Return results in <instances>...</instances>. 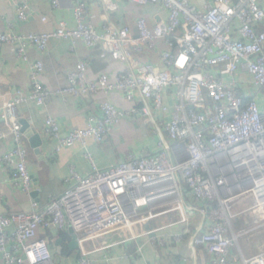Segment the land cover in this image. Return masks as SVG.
I'll use <instances>...</instances> for the list:
<instances>
[{
	"label": "built area",
	"instance_id": "obj_1",
	"mask_svg": "<svg viewBox=\"0 0 264 264\" xmlns=\"http://www.w3.org/2000/svg\"><path fill=\"white\" fill-rule=\"evenodd\" d=\"M46 1L51 11L60 6V0ZM129 1L140 8L160 6L166 18L152 27L138 18L132 32L107 16L101 21L88 18L84 1L72 0L73 27L59 20L47 33L0 29V48H13L15 58L29 71L30 92L16 90L0 104V122L9 127L8 133L0 132V140L10 138L13 144L0 156V164L12 167L9 182L25 196L32 197L34 188L16 115L23 104H46L66 95L81 99L117 93L127 102L141 104L138 113L157 148L156 154L130 155L125 162L99 169L89 143H102L132 113L104 101L98 105L100 116L91 114L85 127L64 136L54 119L47 117L43 131L55 140V153L78 145L91 171L82 176L70 167L61 196L42 208L31 198L29 212L0 215V264H54L47 240L37 236L39 229L48 228L71 230L82 252L78 264H94L82 248L85 242L114 233L122 242L141 238L139 225L154 216L150 202L172 195L182 227L173 239L180 242L189 234L191 250L203 247L209 264H231V249L238 242L232 230L238 202L245 199V212L256 216L253 228L264 224V98L260 96L264 94V0ZM31 2L19 0L18 21L32 16ZM100 2L106 12L114 11L113 0ZM47 20L40 18L43 23ZM52 39L69 42L71 50L79 43L87 49L99 47L126 68L90 81L88 63L78 60L67 86L49 90L42 83V60L31 61L26 49L43 54ZM159 41L165 49L159 52L158 63H138L136 57L157 51ZM168 92L175 100L172 105L165 101ZM156 112L168 113L169 121H160ZM185 189L190 204L185 202ZM195 216L206 221L191 233ZM164 243L158 241L159 246ZM241 260L264 264V249ZM104 264H112L111 259L105 258Z\"/></svg>",
	"mask_w": 264,
	"mask_h": 264
},
{
	"label": "crops",
	"instance_id": "obj_2",
	"mask_svg": "<svg viewBox=\"0 0 264 264\" xmlns=\"http://www.w3.org/2000/svg\"><path fill=\"white\" fill-rule=\"evenodd\" d=\"M83 1L86 4L88 18L101 21L103 16H107L116 26H127L132 32L136 31L135 22L138 18H144L150 27L166 18V12L157 5L140 8L129 0H113L114 11L106 12L100 0ZM18 2L19 0H0V29L3 32L47 33L56 28L59 20H64L69 27L74 25L72 0H60L59 8L54 11H51L46 0H32L30 3L32 16L25 22L16 18L15 10ZM42 16L48 18L47 22L40 21ZM164 49L165 46L159 41L157 51L138 56L136 60L138 63H158L159 52ZM26 51L31 61L38 58L42 60L44 64L42 83L53 91L67 86V77L78 60L88 63L87 79L90 81L95 80L99 74L112 77L126 68L124 63L113 60L99 47L87 49L79 43L75 50H71L70 43L64 40L52 39L43 54H39L31 47ZM19 89L25 94L30 92L28 67L15 58L13 48L3 46L0 48V104L9 101ZM260 96L264 98V94ZM104 101L113 104L119 110L131 112L132 116L123 120L102 143H89L88 150L97 168L105 169L125 162L130 155L140 156L143 152L157 153L156 139L145 130L146 122L138 113V102H127L120 94L100 93L94 97L81 99L66 95L54 97L46 104L39 102L23 104L16 110L19 122H26L41 138L39 155L35 153L29 140L25 137L23 139L27 167L33 178L34 195L27 197L19 188L11 184L8 174L12 167H4L0 164V215L29 212L31 198L42 208L54 198L61 196L67 186L65 180L69 175L70 167H74L82 176L90 173V165L84 159V150L80 146L75 145L55 153L56 142L44 134V122L47 117L53 118L60 127L61 135H67L73 130L85 127L87 118L91 114L100 116L98 105ZM165 101L167 105L175 102L172 92L167 93ZM155 115L165 123L170 119L168 113L156 112ZM8 130L7 124L0 122V132L8 133ZM12 148L10 138L0 140V156ZM171 159L174 161L173 153ZM184 194L185 202L190 204L186 190ZM176 205L174 195L153 199L149 210L154 216L139 225L140 233L144 234L139 239L122 242L120 234L114 233L105 238L85 242L82 248L94 264H104L105 258H110L112 264H209L210 256L203 247H197L194 252L191 250L189 234L183 236L180 242L173 239L182 232V227L178 224L179 213L174 210ZM246 209L245 199L238 202L234 206L237 215L235 219L251 214L245 212ZM203 221L206 220L195 216L189 227L190 232L196 231ZM233 232L235 233L234 230ZM37 236L47 240L54 264H78L82 252L78 244L74 250L69 248L71 236L68 230L39 229ZM161 239L165 240L163 246L158 245ZM260 245L264 246V242ZM242 257L244 258V255L237 242L231 249V264H242Z\"/></svg>",
	"mask_w": 264,
	"mask_h": 264
},
{
	"label": "rangeland",
	"instance_id": "obj_3",
	"mask_svg": "<svg viewBox=\"0 0 264 264\" xmlns=\"http://www.w3.org/2000/svg\"><path fill=\"white\" fill-rule=\"evenodd\" d=\"M262 94V93H260ZM264 224L255 227L247 232L238 234V245L243 252L244 258L257 255L264 248L261 246L264 242Z\"/></svg>",
	"mask_w": 264,
	"mask_h": 264
},
{
	"label": "water",
	"instance_id": "obj_4",
	"mask_svg": "<svg viewBox=\"0 0 264 264\" xmlns=\"http://www.w3.org/2000/svg\"><path fill=\"white\" fill-rule=\"evenodd\" d=\"M141 107V104L137 106L139 109ZM21 124V132L25 138L29 140V143L31 147L35 150V153L37 155L40 154L39 148L41 146V138L38 134L33 129H30L29 126L26 124L24 121H20ZM34 193L32 194V196ZM70 236H71V241L69 243V248L71 250H74L77 248V242H76V237L74 236L73 232L71 230H68Z\"/></svg>",
	"mask_w": 264,
	"mask_h": 264
},
{
	"label": "trees",
	"instance_id": "obj_5",
	"mask_svg": "<svg viewBox=\"0 0 264 264\" xmlns=\"http://www.w3.org/2000/svg\"><path fill=\"white\" fill-rule=\"evenodd\" d=\"M255 219L256 216L253 214L243 215L232 221V228L237 235L242 232H246L248 230H251L255 226Z\"/></svg>",
	"mask_w": 264,
	"mask_h": 264
}]
</instances>
